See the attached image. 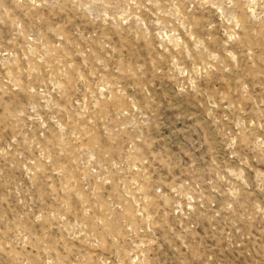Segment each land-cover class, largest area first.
<instances>
[{"label":"rangeland","instance_id":"obj_1","mask_svg":"<svg viewBox=\"0 0 264 264\" xmlns=\"http://www.w3.org/2000/svg\"><path fill=\"white\" fill-rule=\"evenodd\" d=\"M0 264H264V0H0Z\"/></svg>","mask_w":264,"mask_h":264}]
</instances>
